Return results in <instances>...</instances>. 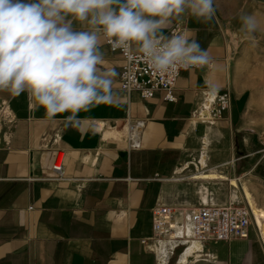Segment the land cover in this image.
Returning <instances> with one entry per match:
<instances>
[{
  "label": "crops",
  "instance_id": "crops-1",
  "mask_svg": "<svg viewBox=\"0 0 264 264\" xmlns=\"http://www.w3.org/2000/svg\"><path fill=\"white\" fill-rule=\"evenodd\" d=\"M240 1L217 0L210 25L187 13L172 19L211 58L180 71L173 101L160 89L149 98L125 90L118 75L119 106L95 105L70 124L69 112L50 115L27 92L0 91V264H264V220L250 217L243 238H191V212L228 199L218 180L228 169L254 176L262 192L251 201L264 210V142L245 121L251 91L231 41ZM101 39L102 67L119 74L122 55ZM224 92L228 105L213 115ZM137 120L140 146L131 148ZM159 205L173 213L156 234Z\"/></svg>",
  "mask_w": 264,
  "mask_h": 264
},
{
  "label": "clouds",
  "instance_id": "clouds-1",
  "mask_svg": "<svg viewBox=\"0 0 264 264\" xmlns=\"http://www.w3.org/2000/svg\"><path fill=\"white\" fill-rule=\"evenodd\" d=\"M217 11V0H0V91L27 92L50 115L69 112L75 123L95 105L119 106V74L102 67L101 37L114 49L136 45L159 72L204 67L211 58L194 30L164 33L182 14L210 25ZM238 19L249 37L261 27L254 14Z\"/></svg>",
  "mask_w": 264,
  "mask_h": 264
},
{
  "label": "built area",
  "instance_id": "built-area-1",
  "mask_svg": "<svg viewBox=\"0 0 264 264\" xmlns=\"http://www.w3.org/2000/svg\"><path fill=\"white\" fill-rule=\"evenodd\" d=\"M185 28L179 22L174 23L165 35L184 33ZM112 51H118L124 63L119 72L120 86L125 90H138L142 97H152L155 90L164 92V99L173 101L175 96L173 88L181 70L198 66H178L170 72H159L154 70L139 49L113 48L106 41ZM228 93H220L216 97V107L213 115L219 113L228 105ZM143 123L141 120L134 122L128 132V141L131 148L140 146L137 138V130ZM60 160L53 165V169L60 171ZM172 208L159 205L152 209V228L156 234L162 232L164 226L172 217ZM251 210L245 205L239 204H207L196 207L190 214L191 238L203 242L205 240L226 241L231 238H243L248 234Z\"/></svg>",
  "mask_w": 264,
  "mask_h": 264
},
{
  "label": "rangeland",
  "instance_id": "rangeland-1",
  "mask_svg": "<svg viewBox=\"0 0 264 264\" xmlns=\"http://www.w3.org/2000/svg\"><path fill=\"white\" fill-rule=\"evenodd\" d=\"M240 4V12L232 18L230 26L232 47L236 67L251 91L250 103L246 111L248 119L245 121L264 142V3L260 0H243ZM241 13L254 14L261 21V27L253 37L240 31L238 18ZM249 173L246 168L241 167L224 172L218 180H221L220 190L223 192L221 197L228 199L208 200V205L210 203L239 204L250 209L252 201L249 200L253 198L251 192L261 193L262 190L256 184L254 176L251 177ZM232 179L237 185H233ZM251 215V218H254L252 213Z\"/></svg>",
  "mask_w": 264,
  "mask_h": 264
},
{
  "label": "bare ground",
  "instance_id": "bare-ground-1",
  "mask_svg": "<svg viewBox=\"0 0 264 264\" xmlns=\"http://www.w3.org/2000/svg\"><path fill=\"white\" fill-rule=\"evenodd\" d=\"M200 175H201L200 177H202V178H215L216 177L214 173H207V172L201 173ZM231 182L233 183V185H237V184H235L234 179H232ZM249 201L251 202V199ZM253 205H254V203L252 202V206L250 208L251 213L254 215V218H255L257 224L259 226H261L263 223L262 220H264V210L255 206V205L253 206Z\"/></svg>",
  "mask_w": 264,
  "mask_h": 264
}]
</instances>
